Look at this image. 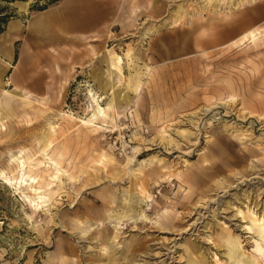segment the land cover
<instances>
[{"label": "rangeland", "instance_id": "1", "mask_svg": "<svg viewBox=\"0 0 264 264\" xmlns=\"http://www.w3.org/2000/svg\"><path fill=\"white\" fill-rule=\"evenodd\" d=\"M35 2L0 34V264H240L230 239L264 264V0H120L59 34Z\"/></svg>", "mask_w": 264, "mask_h": 264}, {"label": "crops", "instance_id": "2", "mask_svg": "<svg viewBox=\"0 0 264 264\" xmlns=\"http://www.w3.org/2000/svg\"><path fill=\"white\" fill-rule=\"evenodd\" d=\"M118 7H120V0H62L54 6L39 11L32 21L36 19L44 20L43 11L48 12L51 10L55 12V17L45 20L48 25L46 31L43 32L45 34L53 32L59 34L60 30L67 29L70 25H87V27H83L88 31L104 30L103 26L110 20L112 9ZM135 9L141 10L139 7ZM43 25L44 22L36 28H32L31 31L40 30ZM51 264H53L52 261Z\"/></svg>", "mask_w": 264, "mask_h": 264}, {"label": "bare ground", "instance_id": "3", "mask_svg": "<svg viewBox=\"0 0 264 264\" xmlns=\"http://www.w3.org/2000/svg\"><path fill=\"white\" fill-rule=\"evenodd\" d=\"M26 7H27V2L26 1H23V2H21L20 3V8L22 9V10H26ZM51 13V12H50ZM52 14V13H51ZM41 15V14H40ZM54 17V16H53ZM42 22H44V20L43 19H40V20H35L34 22H31V27H30V30H32V28H36L37 26H39V25H41L42 24ZM53 24V23H52ZM51 24V25H52ZM198 26H200V25H196V26H194V28H197ZM150 32L147 30V31H145L144 32V34H145V36L147 37L148 36V34H149ZM247 34H251V35H255V32H254V30L253 29H251L250 31H248V32H245L242 36H241V38L242 37H244V36H246ZM117 56V58H119V60H121L122 59V56H120V55H116ZM113 62V61H112ZM114 63H115V60H114ZM118 63V62H117ZM8 85V84H7ZM4 89V91L5 92H7L8 90L6 89V88H3ZM103 98V97H102ZM101 101H99L98 99H96V106H95V110L93 111V113H92V116L89 118V122L91 121V122H93V121H96L97 119H99V118H102V120L103 121H107V117H108V110H109V108L110 107H112L111 106V104H107V106H103V105H101V103H100ZM113 103V102H112ZM206 110H209L210 108H205ZM196 112V111H195ZM110 113V112H109ZM1 120V119H0ZM165 137H167V135H166V133L165 132H163L162 134H161V138H165ZM49 140V143H51L52 142V138H49L48 139ZM165 140V139H164ZM171 140V139H170ZM20 154V153H19ZM17 155V154H16ZM13 156V155H12ZM13 157H15L14 159H16V160H18V167H25L26 165H27V162H26V157L23 155V154H21L20 155V157L19 156H13ZM29 157V156H28ZM130 158L129 157H127V161L129 160ZM20 167V168H21ZM17 168V167H16ZM29 173V172H28ZM6 174V173H5ZM20 175V174H19ZM57 179V178H56ZM137 187V186H136ZM139 191L141 192H139L140 194H142V195H144V192H145V190L143 189V188H139ZM132 186H131V188H130V190H128V191H126L125 192V196H124V199L126 200V201H128V199H129V197H130V199L132 198ZM133 196H134V194H133ZM135 197V196H134ZM130 201V200H129ZM129 203H131V202H129ZM42 208V207H41ZM128 217V218H133L134 217V215H132V212L131 213H126V214H122V216H121V218H117L116 217V219H117V223L115 224V228H116V230H115V234L114 235H109L110 237H107L106 238V241H114V242H116V243H118L121 239H120V237H121V234H120V224L122 223V221H123V219L125 218V217ZM145 217H146V215H145ZM260 219H261V222L264 224V215L263 216H260ZM98 224V223H97ZM96 224V225H97ZM92 226V225H91ZM248 226V228H249V230H252L251 229V227L249 226V225H247ZM89 229V228H88ZM248 232V231H247ZM250 232V231H249ZM251 232H253V231H251ZM250 232V233H251ZM83 234H85L86 232L84 231V232H82ZM99 241V240H98ZM97 241V242H98ZM261 241H263L264 242V238H262V240ZM108 242V243H109ZM113 244V243H112ZM227 249H228V254H229V256H230V258L231 259H234L235 261H237V262H239L240 264H247V263H245V261H244V259H243V257L246 255L245 254V252H243L242 251V245H240L239 244V242H236V240H233V239H230V240H227ZM122 244H120L119 243V246H121ZM264 245V244H263ZM105 248L107 247V245H105L104 246ZM110 247V246H109ZM216 258H217V256H216ZM246 259H248V258H246ZM249 264V263H248Z\"/></svg>", "mask_w": 264, "mask_h": 264}, {"label": "trees", "instance_id": "4", "mask_svg": "<svg viewBox=\"0 0 264 264\" xmlns=\"http://www.w3.org/2000/svg\"><path fill=\"white\" fill-rule=\"evenodd\" d=\"M3 2H0V34L5 29L6 23L9 21L10 17L13 15L11 12H9L8 9V3H11L13 1L17 0H0ZM22 1V0H18ZM42 0H36V2L32 5V8L43 10L48 8L50 4L57 3L61 0H44V3H40Z\"/></svg>", "mask_w": 264, "mask_h": 264}, {"label": "water", "instance_id": "5", "mask_svg": "<svg viewBox=\"0 0 264 264\" xmlns=\"http://www.w3.org/2000/svg\"><path fill=\"white\" fill-rule=\"evenodd\" d=\"M22 1H27L28 5H29L30 0H22ZM22 1H18L17 0V1H13L11 3L16 4V6H19V3L22 2ZM19 8H20V6H19Z\"/></svg>", "mask_w": 264, "mask_h": 264}]
</instances>
